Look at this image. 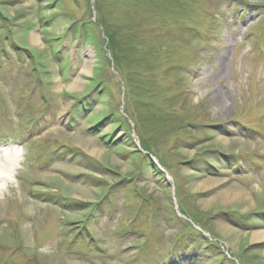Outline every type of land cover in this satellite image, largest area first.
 Instances as JSON below:
<instances>
[{"label":"rangeland","instance_id":"rangeland-1","mask_svg":"<svg viewBox=\"0 0 264 264\" xmlns=\"http://www.w3.org/2000/svg\"><path fill=\"white\" fill-rule=\"evenodd\" d=\"M96 1L0 0V264H264V0Z\"/></svg>","mask_w":264,"mask_h":264},{"label":"bare ground","instance_id":"bare-ground-1","mask_svg":"<svg viewBox=\"0 0 264 264\" xmlns=\"http://www.w3.org/2000/svg\"><path fill=\"white\" fill-rule=\"evenodd\" d=\"M39 41L40 40L36 35L33 36V42L35 44L38 43ZM79 83H80L79 81L76 82L75 88ZM14 157H15L14 155H9L7 159L8 163L6 164L4 169L0 170V188L9 183L10 177H12L14 171H16V164L18 163V160L15 159Z\"/></svg>","mask_w":264,"mask_h":264},{"label":"trees","instance_id":"trees-1","mask_svg":"<svg viewBox=\"0 0 264 264\" xmlns=\"http://www.w3.org/2000/svg\"><path fill=\"white\" fill-rule=\"evenodd\" d=\"M201 225V224H200Z\"/></svg>","mask_w":264,"mask_h":264}]
</instances>
